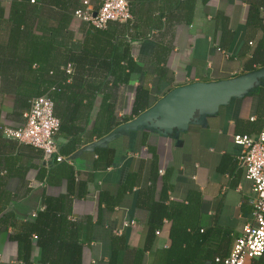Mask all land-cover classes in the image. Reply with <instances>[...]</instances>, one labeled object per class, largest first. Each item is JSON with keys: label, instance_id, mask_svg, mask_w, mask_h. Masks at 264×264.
Instances as JSON below:
<instances>
[{"label": "crops", "instance_id": "obj_1", "mask_svg": "<svg viewBox=\"0 0 264 264\" xmlns=\"http://www.w3.org/2000/svg\"><path fill=\"white\" fill-rule=\"evenodd\" d=\"M13 1L0 0V15L3 14L0 17L1 45L10 41ZM83 1L15 0L16 4L23 3L27 7L22 28L31 29L36 38L20 40L14 51L2 50L0 74H14L10 68L6 72L3 70L2 58H9L12 52L26 57L31 40L54 39L61 48L58 61L63 62L69 48L74 47L72 43L80 45L85 35L91 33L89 23L75 18L72 13L74 9L84 8ZM89 1L93 7H98L99 0ZM128 1L135 28L126 37L132 42L137 70L130 85L122 86L116 92L120 119L131 115L139 85L149 89L158 101L179 86L220 81L247 73L249 60L263 37L261 31L249 30L247 0ZM179 5L184 8L178 9ZM218 15L227 19L232 34L229 45L224 49L220 46L223 23ZM3 88L0 75V124L17 127L24 119L16 111L15 98L3 94ZM101 102L102 95H99L87 130L93 127ZM256 102L249 95L234 99L230 105L222 107L218 115L209 117L205 126H191L189 131L178 137H165L145 130L148 138L142 145V134L132 132L113 142L121 155L108 169L95 167L97 155L94 152H85L76 159L71 157V162L57 170H65L68 166L74 168L76 182L82 183V197L67 194V179L59 181L57 178L59 184L53 185L41 182L36 169L27 173L26 181L18 177L9 178L2 186L11 198H4L9 205L3 206V212L0 207V264H19L18 246L10 237L17 232L18 220H34L33 215L43 208L45 196L71 199L72 220L83 221L86 231L90 222L92 239L84 247L82 264H109L111 242L115 236H124L130 250L145 246L150 215L146 203L161 201L164 190L168 206L186 202L191 192L199 193L201 230L217 229L212 234L211 247L221 255L230 253L236 238L252 222L251 183L237 164L240 149L234 143V136H256L261 131L264 114L257 110ZM37 162L42 165L38 159ZM48 169L50 171L51 168ZM53 176L55 174H51ZM131 176L137 183L121 196ZM152 187L154 195L149 200L146 194ZM1 192L0 188V196ZM101 194L105 197L102 198ZM101 200L106 203H101ZM127 221L136 224L125 227ZM160 230L161 233L154 238L153 251L146 253L143 264H154L155 252L171 246V222L166 220ZM206 248H210L208 243ZM40 253L36 247L33 264L38 263ZM131 260V254L126 252L120 264H131ZM246 264L256 262L249 260Z\"/></svg>", "mask_w": 264, "mask_h": 264}, {"label": "trees", "instance_id": "obj_2", "mask_svg": "<svg viewBox=\"0 0 264 264\" xmlns=\"http://www.w3.org/2000/svg\"><path fill=\"white\" fill-rule=\"evenodd\" d=\"M14 1L11 5L10 23L13 29L10 32V41L0 44V52L4 49L14 51L20 40L36 38L31 29L22 28V25H25L26 5L16 4ZM247 1L249 30L263 33L247 67L248 72H253L264 68V0ZM180 8L184 6L179 5L178 9ZM75 11L74 9L72 13L75 14ZM218 16L223 23L221 25L223 39L220 46L224 49L229 45L232 34L227 19L223 15ZM89 25L91 33L85 35L80 45L72 43L77 48H69L63 62L58 61L61 48L52 38L31 40L28 42L30 45L26 57L12 52L9 58H2L1 61L5 72L9 68L14 71L12 75L4 72L0 74L5 86L3 94L15 98V108L22 119L24 113L30 109L33 99L47 97L52 100L55 116L60 120V129L56 136L60 153L70 158L82 147L106 137L117 127L134 120L157 102L149 89L139 85L132 103L131 115L122 119L118 117L116 92L122 86L130 85L137 70L132 42L126 37V34L134 31L135 24L134 21L131 24L110 23L107 29ZM68 66L72 68L71 73L67 72ZM99 95H102L99 112L93 127L87 130ZM249 96L256 99L257 110L264 114V80L260 87L250 92ZM3 127L4 125L0 124L2 212L3 206L9 203V201L5 203L4 198L8 196L11 198L2 186L12 177L26 181V175L31 169L38 170V180L47 184H59L60 180L67 179V194L82 197V183L76 182L73 167L68 166L67 169L58 171L57 169L66 166L67 162H57L56 158L46 162L41 150L17 140L6 139ZM138 132L142 134V145L146 144L148 132L145 130ZM94 153L97 155L95 167L103 169L113 167L121 155L114 147V143L106 148H96ZM37 159L42 165H38ZM48 167L51 168L50 171ZM51 174L55 176L51 177ZM136 183L132 176L129 177L128 185L121 191V196ZM153 189L152 187L146 194L149 200L153 199ZM163 193L165 194V190ZM163 193L161 201L146 203L150 215L146 226L148 234L145 246L130 250L124 236H115L111 242L112 255L109 264H120L126 252L132 256L131 264H143L146 253L153 251L157 231L163 227L166 220L171 222V246L155 252L154 264H223L222 260L231 252L221 255L211 247L212 234L216 233L217 229L201 230V195L196 191L191 192L186 202L168 206L165 204L166 197ZM101 196L105 197L104 194ZM102 201L106 203L105 200H101V203ZM71 215V199L45 196L43 209L36 214L34 220H18L15 226L17 232L10 237L18 246V263L33 264V252L37 247L41 252L37 264H82L84 247L92 239L88 226L90 222L86 225L88 227L86 231L83 221L72 220ZM11 216L13 218V215ZM207 243L210 246L208 249ZM251 261L264 264V255Z\"/></svg>", "mask_w": 264, "mask_h": 264}, {"label": "built area", "instance_id": "obj_3", "mask_svg": "<svg viewBox=\"0 0 264 264\" xmlns=\"http://www.w3.org/2000/svg\"><path fill=\"white\" fill-rule=\"evenodd\" d=\"M83 5L84 8L75 11V18L98 29H107L110 23L127 24L134 20L128 0H99L96 8L89 0H84ZM67 72H72L71 66H68ZM23 117L24 122L21 125L3 127L6 139L17 140L41 150L46 162L53 158H56L57 162H71L70 157L60 153L59 142L56 139L60 120L55 116L51 99L47 97L33 99L30 109ZM234 143L240 149L237 164L251 183L253 214L252 222L244 227L242 234L234 241L230 255L223 259L222 263L246 264L249 260L264 255V125L256 136L240 134L234 136ZM160 173L163 174L164 171L161 170ZM35 217L36 214L33 215V218ZM135 224L134 221H127L125 227ZM160 233L161 230L156 234Z\"/></svg>", "mask_w": 264, "mask_h": 264}, {"label": "water", "instance_id": "obj_4", "mask_svg": "<svg viewBox=\"0 0 264 264\" xmlns=\"http://www.w3.org/2000/svg\"><path fill=\"white\" fill-rule=\"evenodd\" d=\"M264 68L240 76L214 82H193L176 87L159 99L150 109L134 120L124 123L106 137L77 151L76 159L85 152L106 148L114 141L142 130L157 132L165 137H178L191 126H205L207 119L218 115L221 108L234 99L247 97L260 87Z\"/></svg>", "mask_w": 264, "mask_h": 264}, {"label": "rangeland", "instance_id": "obj_5", "mask_svg": "<svg viewBox=\"0 0 264 264\" xmlns=\"http://www.w3.org/2000/svg\"><path fill=\"white\" fill-rule=\"evenodd\" d=\"M130 98V97H129ZM132 102V98L131 99H129V105L128 106H126L127 107V111H128V109L130 108V103Z\"/></svg>", "mask_w": 264, "mask_h": 264}]
</instances>
